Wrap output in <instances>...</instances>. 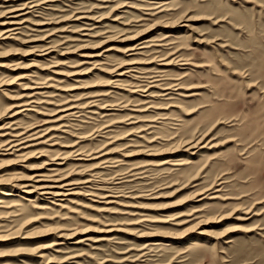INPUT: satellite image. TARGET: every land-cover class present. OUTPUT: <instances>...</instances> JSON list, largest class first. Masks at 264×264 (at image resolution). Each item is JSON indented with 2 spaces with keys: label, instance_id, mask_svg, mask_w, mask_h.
Returning <instances> with one entry per match:
<instances>
[{
  "label": "rangeland",
  "instance_id": "obj_1",
  "mask_svg": "<svg viewBox=\"0 0 264 264\" xmlns=\"http://www.w3.org/2000/svg\"><path fill=\"white\" fill-rule=\"evenodd\" d=\"M0 8V264H264V0Z\"/></svg>",
  "mask_w": 264,
  "mask_h": 264
},
{
  "label": "bare ground",
  "instance_id": "obj_2",
  "mask_svg": "<svg viewBox=\"0 0 264 264\" xmlns=\"http://www.w3.org/2000/svg\"><path fill=\"white\" fill-rule=\"evenodd\" d=\"M26 7V6H25ZM1 9V8H0ZM14 9V8H13ZM20 10V9H19ZM4 11V10H3ZM16 11H18L17 9L16 10H11V11H8V12H6V14H12V13H15ZM2 12V11H1ZM19 15H10L8 18H6L4 21H2V23H1V26H3L2 27V29L3 28H5L4 30H3V34H5V33H9L10 35L14 32V31H16V30H18L19 29V25L21 24V22H19L18 21V19H17V17H18ZM17 33V32H16ZM15 34V33H14ZM48 47V46H47ZM45 50H46V47H45ZM145 91V90H144ZM30 94V93H29ZM27 95V94H26ZM35 96V95H34ZM33 98V97H32ZM30 100V99H29ZM28 101V100H27ZM22 107V106H21ZM76 107V106H75ZM20 108V107H19ZM73 109V108H72ZM75 109V108H74ZM13 115H15V114H13ZM13 117V116H12ZM14 118H15V116H14ZM11 122V121H10ZM16 122V121H15ZM17 124V123H16ZM8 125V124H7ZM9 126V125H8ZM11 126V125H10ZM12 126H14L13 124H12ZM4 127V126H3ZM2 127V128H3ZM14 128H16V127H14ZM14 128H12V127H7L6 126V128L5 129H11L12 131H9V132H11V134H4V136L5 135H9L8 136V142H7V145H9V147H6V150H9V152H10V150H13V148L14 147H18V146H20V145H22L23 143H25L26 141H28L31 137H32V135H34V134H31V135H27L26 133L27 132H24L23 130V132L22 133H16L17 131H15L14 130ZM26 130V129H25ZM2 131V130H1ZM19 131V130H18ZM5 132V131H4ZM6 132H8V131H6ZM21 132V131H20ZM3 133V132H2ZM1 133V134H2ZM36 134V133H35ZM26 136H28V138L26 137ZM34 137V136H33ZM43 138V137H42ZM3 138H0V140H2ZM38 139V138H37ZM36 140V139H35ZM34 140V141H35ZM3 141H6V140H3ZM31 142V141H30ZM33 143V142H32ZM31 143V144H32ZM35 143V142H34ZM2 144V143H1ZM28 144V143H27ZM30 144V143H29ZM26 145V144H25ZM2 146V145H1ZM4 146V145H3ZM24 146V145H23ZM21 147V146H20ZM1 148V147H0ZM21 149V148H20ZM19 149V150H20ZM28 149V148H27ZM23 150V149H22ZM25 150V149H24ZM3 151V150H2ZM14 151H17V150H14ZM18 152V151H17ZM76 152H78V151H76ZM75 153V152H74ZM8 154V153H7ZM13 154V153H12ZM81 155V154H80ZM39 175V174H38ZM44 176H46L45 174H44ZM44 176H35V177H39V178H37L38 180H31V182H32V185H27V186H23V187H27V190H25V193H34V192H36L37 191V193H38V191H40V194L41 195H50V196H52V197H54V196H61V195H65L64 193H63V191L62 190H60V189H62L61 188V186H56V185H54V183L52 184V183H49V181H51V180H44L43 178H41V177H44ZM53 179V178H52ZM53 181H54V179H53ZM29 186H30V188H31V186L34 188L33 190H31V189H28L29 188ZM0 193L1 194H5V191H3V190H0ZM6 195V194H5Z\"/></svg>",
  "mask_w": 264,
  "mask_h": 264
}]
</instances>
